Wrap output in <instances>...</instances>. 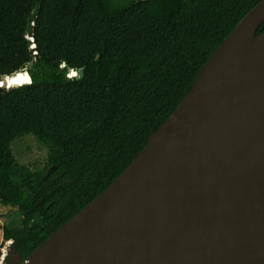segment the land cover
<instances>
[{"label":"trees","instance_id":"16d2710c","mask_svg":"<svg viewBox=\"0 0 264 264\" xmlns=\"http://www.w3.org/2000/svg\"><path fill=\"white\" fill-rule=\"evenodd\" d=\"M260 1L0 0V79L31 78L0 88V208L20 215L2 238L23 261L118 178ZM25 136L48 149L44 172L18 168Z\"/></svg>","mask_w":264,"mask_h":264},{"label":"water","instance_id":"95a60500","mask_svg":"<svg viewBox=\"0 0 264 264\" xmlns=\"http://www.w3.org/2000/svg\"><path fill=\"white\" fill-rule=\"evenodd\" d=\"M263 22L261 0L118 178L26 260L11 245L4 264H264ZM30 83L24 71L0 88Z\"/></svg>","mask_w":264,"mask_h":264},{"label":"rangeland","instance_id":"374dc122","mask_svg":"<svg viewBox=\"0 0 264 264\" xmlns=\"http://www.w3.org/2000/svg\"><path fill=\"white\" fill-rule=\"evenodd\" d=\"M70 76H72V74H70ZM11 150L18 168L24 167L30 173L45 171L49 151L45 146L39 144L33 136H25L15 140L11 144ZM12 180L15 186L22 191L25 193L28 191L26 186L27 175L24 171L17 169ZM3 227H20L19 213L13 211L0 212V248H2L5 243L2 238Z\"/></svg>","mask_w":264,"mask_h":264},{"label":"bare ground","instance_id":"6f19581e","mask_svg":"<svg viewBox=\"0 0 264 264\" xmlns=\"http://www.w3.org/2000/svg\"><path fill=\"white\" fill-rule=\"evenodd\" d=\"M234 41H229L226 43L211 59V61L208 63L207 67L202 71L196 86L202 82L203 80L209 78L214 70L218 67L220 61L226 56V54L229 52L232 44ZM195 86V87H196Z\"/></svg>","mask_w":264,"mask_h":264},{"label":"built area","instance_id":"2783aa9c","mask_svg":"<svg viewBox=\"0 0 264 264\" xmlns=\"http://www.w3.org/2000/svg\"><path fill=\"white\" fill-rule=\"evenodd\" d=\"M12 245V241H6L4 243V246L0 248V264H4L6 258H7V251L8 248Z\"/></svg>","mask_w":264,"mask_h":264}]
</instances>
